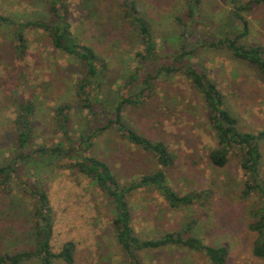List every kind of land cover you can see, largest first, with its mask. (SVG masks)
Here are the masks:
<instances>
[{
    "label": "rangeland",
    "instance_id": "obj_1",
    "mask_svg": "<svg viewBox=\"0 0 264 264\" xmlns=\"http://www.w3.org/2000/svg\"><path fill=\"white\" fill-rule=\"evenodd\" d=\"M120 2L68 0L72 31L94 46L108 63L103 103L116 100L115 89L131 94L138 85L133 82L126 86V81L141 66L136 53L144 46L125 21ZM244 3L248 8L241 13L249 20V33L241 40L246 45L264 46V3ZM138 4L151 23L160 50V59L142 68L145 74L153 73L162 65H171L172 54L180 50L178 34L184 24L190 23L188 4L186 0H138ZM238 5L233 0L201 1L197 24L200 36L192 38L190 47L196 52L187 59L207 69L225 95V106L238 118L240 129L259 133L264 132V75L226 48L201 45L203 40L211 42L241 31V20L234 14ZM0 14L21 21L43 17L48 15L47 3L0 0ZM188 26L191 33L192 26ZM14 29L6 25L0 30V164L19 152L14 120L21 99H31L36 106V142L49 145L64 140L62 133L54 129L55 110L63 102L73 105L72 132L76 131L77 136L81 130H88L92 121L105 122L104 115L112 114L101 103L94 107L100 112L97 115L84 108L76 94L84 75L81 63L57 49L47 32L27 30L28 48L20 57L14 48ZM163 73L153 96L125 107V120L142 134L168 143L176 155L174 164L167 169L171 185L181 194L193 192L198 198L191 205L174 209L156 190L139 188L128 195L133 226L141 237L156 238L166 232L182 231L194 221L193 229L185 234L206 244L227 246L223 264H264V259L253 253L258 233L251 229L260 197L255 192H242L246 175L239 156L232 153L222 167L211 162L209 151L216 139L201 95L185 75L169 74L166 68ZM260 147L264 177V137ZM85 153L106 160L122 182L158 167L152 153L128 142L115 129L95 137L94 146ZM25 165L23 173L29 180L39 182L49 192L55 211L51 241L54 251L74 241L77 250L72 264H128L129 257L117 241L113 206L94 182L75 169L39 161ZM32 217V202L15 184L10 193L0 189V255L35 247ZM139 256L143 264H216L204 253L185 246L142 250ZM38 263V259H32L23 264ZM55 264L67 263L58 260Z\"/></svg>",
    "mask_w": 264,
    "mask_h": 264
},
{
    "label": "trees",
    "instance_id": "obj_2",
    "mask_svg": "<svg viewBox=\"0 0 264 264\" xmlns=\"http://www.w3.org/2000/svg\"><path fill=\"white\" fill-rule=\"evenodd\" d=\"M48 15L21 21L16 17L0 14V30L3 26H13L14 48L18 56L23 57L28 48L26 32L29 29H42L47 32L53 45L78 60L84 70V75L78 83L76 94L81 98L84 108L91 113H100L95 105H104L112 114L104 115L105 122H91L88 130H81L77 136L72 132V109L70 102H63L56 107L54 116V129L60 131L64 140L47 143L36 142L35 124L33 117L36 106L31 99H21L18 103V113L14 120L16 131L17 150L15 157L0 164V189L10 193L13 186L32 202V218L34 222L35 247L19 250L14 253L5 252L0 255V264H23L32 259H38V264H55L61 260L67 264L75 261L77 250L74 241H67L61 250H53L51 241L54 233L55 211L51 203L48 190L39 182L29 180L24 174L23 167L26 163L32 164L39 161L46 165H56L75 169L85 175L108 197L113 206V224L117 241L121 249L129 257L128 264H143L139 252L142 250L158 249L168 246H185L207 255L216 264H223L228 256L227 246H214L204 243L198 237L186 235V230L191 231L195 222L186 224L182 231L166 232L156 238L141 237L133 226V213L128 201V195L139 188H152L159 192L171 208L178 209L195 202L198 195L190 192L181 194L170 183L167 169L176 159L174 152L163 139H152L135 127L131 126L124 115L125 107L138 105L140 100H146L154 95L157 79L163 75V69H168L169 74L178 73L185 75L191 82L195 91L201 95L207 110L209 124L214 131L216 145L210 149L209 158L214 165L224 166L230 160L232 153L240 158L241 167L246 175L243 193H258L260 206L253 213L256 220L251 224V229L258 233L254 244L253 253L256 257L264 259V177L261 175L262 151L260 141L264 132L255 133L241 130L238 118L225 106V95L216 81L209 75L207 69L199 63L187 59L196 52L191 48L195 36H200L197 31L199 22L198 11L202 0H186L188 4L187 15L190 23L184 24L178 38L181 41L178 53H173L171 65H162L156 72L145 74L142 68L154 60H159V47L155 39L151 23L141 12L138 0H121L120 7L125 21L139 36L144 48L136 53L140 58L141 66L129 74L126 86L138 82L136 91L126 94L115 89L116 100H105L104 75L108 63L97 49L84 43L72 31L69 19L68 0H45ZM252 1V0H251ZM264 3V0H254ZM239 3L234 9V14L241 20V31L235 36H223L208 42L203 40L201 45L218 48L223 47L231 51L236 57L252 63L264 75V46L262 44L246 45L242 38L249 33V20L241 13L248 8L244 0H233ZM181 20V19H180ZM192 26L193 33L189 32ZM198 38V37H197ZM143 78L140 81V78ZM139 89V90H138ZM142 101V102H143ZM117 130L128 142L152 153L157 160L158 167L149 173L136 176L129 182H122L112 166L104 159L87 154L94 146V138L110 130ZM63 160V161H62ZM23 169V170H22Z\"/></svg>",
    "mask_w": 264,
    "mask_h": 264
}]
</instances>
